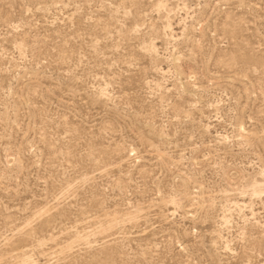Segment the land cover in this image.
<instances>
[{
    "label": "rangeland",
    "instance_id": "374dc122",
    "mask_svg": "<svg viewBox=\"0 0 264 264\" xmlns=\"http://www.w3.org/2000/svg\"><path fill=\"white\" fill-rule=\"evenodd\" d=\"M0 264H264V0H0Z\"/></svg>",
    "mask_w": 264,
    "mask_h": 264
},
{
    "label": "bare ground",
    "instance_id": "6f19581e",
    "mask_svg": "<svg viewBox=\"0 0 264 264\" xmlns=\"http://www.w3.org/2000/svg\"><path fill=\"white\" fill-rule=\"evenodd\" d=\"M153 49V48H152Z\"/></svg>",
    "mask_w": 264,
    "mask_h": 264
}]
</instances>
